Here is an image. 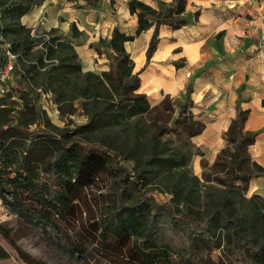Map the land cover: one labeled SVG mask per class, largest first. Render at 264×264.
Returning a JSON list of instances; mask_svg holds the SVG:
<instances>
[{
  "label": "trees",
  "instance_id": "16d2710c",
  "mask_svg": "<svg viewBox=\"0 0 264 264\" xmlns=\"http://www.w3.org/2000/svg\"><path fill=\"white\" fill-rule=\"evenodd\" d=\"M44 1L0 0L1 42L11 45L17 62H34L20 73L16 71L10 87L24 108L39 119L32 91L25 88L26 79L28 84V77L36 73L41 78L39 87L55 96L73 84L71 95L64 100L78 101L85 121L57 134H50L39 121L32 130L13 122L0 126V200L10 213L22 224L58 231L68 239L72 252L87 261L85 245L69 240L65 222L74 219L83 192L100 174H106L113 179L114 197L104 218L93 223L95 230L87 232L92 238L98 232L92 245L95 248V242L106 243L108 252L120 255L116 256L121 259H116L118 262L264 264V210L253 203L254 197L244 207L235 196L241 188L246 190L250 179L264 174V168L248 152L256 139L255 132L244 129L249 111L238 103L234 107L235 116L224 133L232 149H223L218 155L225 176L218 180L225 194L200 217L180 208L191 202L190 192H185L186 184L181 183L187 176L183 170L188 165V150L171 147V139H162L171 132L191 139L204 131V123L192 112V83L186 85L183 100L164 95L155 105L146 94L138 92L139 74L151 62L159 42V28L166 25L177 30L188 24L187 0L160 2L157 8L129 0L128 10L137 17L134 34L116 27L110 39L91 45L98 55L105 49L111 52L108 70L100 74L82 71L73 46V40L81 33L74 24L67 34L51 29L33 35L21 23L25 14ZM102 1L66 0L72 4L84 2L89 7ZM150 29L145 63L134 71L125 43ZM3 62L2 47L0 66ZM63 104L58 102L61 114L66 113V106L69 108ZM170 150L173 154L168 153ZM201 165L206 167L205 161ZM175 172L178 180L165 191L171 195L167 201H158L153 194H141L151 176L173 182L171 175ZM254 231L259 235L253 236ZM0 236L24 263L45 264L20 249L8 224L0 223ZM201 248L208 254H218L215 259H204ZM8 257L0 244V260Z\"/></svg>",
  "mask_w": 264,
  "mask_h": 264
},
{
  "label": "rangeland",
  "instance_id": "374dc122",
  "mask_svg": "<svg viewBox=\"0 0 264 264\" xmlns=\"http://www.w3.org/2000/svg\"><path fill=\"white\" fill-rule=\"evenodd\" d=\"M139 1L146 4L143 0ZM147 1L150 5H153L151 6L153 8H157L158 3L165 2V0ZM171 1H166V3H170ZM231 1L233 5L237 2L236 8H234V12L231 14L237 25L236 33L238 36L234 38V46H236L237 52H235V54L223 52L219 55H213L211 58L208 57L207 60L204 59L201 63L202 67L195 74H192L190 78L189 72H185V77L187 79L186 83L188 84L191 82L193 85V78L197 75L208 78L211 83V95L213 92L212 89H220V91L223 92V110L226 114L230 113L233 104H241L242 102L248 103L247 107L252 111V116H255V124L253 127L256 133V139L254 143L248 147V152L251 159L264 168V123L262 122L264 118V94L256 92L258 85L264 84V57L261 56L264 51V13L262 14V12H260L262 10L257 8V5L262 8L261 2L263 0ZM102 2L95 7H89L84 2H78L72 6L76 7V10L83 8L86 9L85 12H90L93 9H100L105 5L104 8L108 12L109 10L116 12V8L113 7L115 5L113 0H109L105 4ZM125 4L127 6V3ZM197 14L198 13L195 12L193 16L197 17ZM39 21L40 20L28 27L31 29L33 35H39L42 31H45L40 27L43 23L40 24ZM117 28L126 34H134V32L126 30L127 27L123 28L120 26ZM80 36L81 40L85 39V34L81 33ZM223 36V33L217 34L216 41L221 43ZM100 39L102 38L90 44L89 49L96 52L91 48V45L97 44ZM137 39V42L131 44L129 47L131 53L129 54L130 57L132 54L135 56V54L139 52L138 50L143 47L144 36ZM254 44L256 48L252 47ZM2 47L3 42H1L0 39V56ZM103 52L104 53L98 56L100 58L101 55H104L108 63L98 65V69L92 71L93 73L100 74L102 71L108 70L111 52L106 49ZM32 63L34 62L16 61L14 64L15 72H13V80L16 71L20 73L28 64V67H31ZM80 63L82 66L81 60ZM101 66H106V69L102 70ZM83 69L82 67V71L85 72ZM32 76L31 78L28 77V84H26V79L25 88L32 91L33 100L40 113L39 119L34 118L31 113L24 108L16 92L9 85L8 90L4 94L0 93V126L13 122L24 129L32 130L36 126V121H39L40 126L50 134H57L64 129H73L85 121L83 112L79 108V102L64 100L67 99V95L74 89L73 84L69 87V90L67 89L63 94L55 96L49 91L46 92L43 87H39L41 78L36 73H33ZM246 82H249V84L245 86ZM182 94L177 96L170 95V97L183 100ZM70 95L71 93L69 96ZM211 95L206 92L201 101L194 102L192 112L202 121H208L214 118V108L210 107L209 111L212 112H205V109L207 110L205 104L208 102L207 100H209ZM58 102L60 104L65 103L63 105L69 106V108L66 106L65 114L60 113ZM225 131L222 132L220 141H213V139H210L212 136L187 139L185 136H178L173 132L163 136V140L166 138L171 139L169 143L171 147L174 146L178 149L188 150V165L187 168L183 170L186 172L187 176L181 183L186 184L185 192H190L191 202H185V205L180 207L183 208L184 211H189L191 214L201 217L225 194L224 187L218 180L219 178L225 177L222 172L223 167H221L223 166V162L221 159L218 160V155L223 149H232V145L228 144L224 139ZM146 136H148V134H146ZM173 152V150L168 151V153L171 154H173ZM202 161H205L206 167H202ZM126 165L129 166V164ZM171 176L174 178L173 182L163 180V177L151 176L147 180V185L141 194H153L158 201H167L170 199L171 195L169 192H166L167 195L164 194L165 191H167V189L169 190L172 184L178 180V174L176 172ZM235 184L241 186L239 182H235ZM114 193L115 186L113 179L106 174H100L94 183L83 192L80 203L77 205L74 219H72L71 222H65V227L70 234L69 240L77 243L82 242L85 245L87 261H84L83 257L76 252H72L71 247L67 245L68 239L58 231L49 227L43 229L38 225H25L20 223L18 218L10 213L8 206L2 200H0V223L8 224V226L13 229V234L16 236V243L23 252L34 259L43 261L45 264H123L124 262H118L116 260H121L119 257H116L120 256L118 253L112 255L111 252L107 251L106 243L101 244L95 242L97 246L94 248L92 243L97 239L98 232H94V238L88 235L89 231L92 233L95 230L93 223L100 222L106 215L107 208L114 197ZM235 196L239 203L243 202L244 207L248 206V201L254 197L253 203L257 204L261 210H264V174L258 178L250 179L246 190L241 188L236 192ZM240 205L241 204H237V206ZM87 230L89 231L87 232ZM252 234L253 236L259 235L256 231ZM0 244L9 253V257L0 260V264H26L1 236ZM225 244V241L222 239V245ZM199 251L204 259H215L218 254L217 252L208 254L202 248L199 249Z\"/></svg>",
  "mask_w": 264,
  "mask_h": 264
},
{
  "label": "crops",
  "instance_id": "0c3cea01",
  "mask_svg": "<svg viewBox=\"0 0 264 264\" xmlns=\"http://www.w3.org/2000/svg\"><path fill=\"white\" fill-rule=\"evenodd\" d=\"M109 0H103L106 3ZM128 0H113L116 12L105 10V5L100 9H93L85 12L86 9H77L74 4L66 0H46L42 4L33 7L27 14L21 18V23L30 27L39 19H43V25L40 26L45 31L59 29L67 34L70 25L74 24L80 33L85 34V39L81 36L73 40L74 49L82 61V67L85 72L98 69V65L107 64L108 60L101 55L100 58L96 52L89 49V45L98 41L99 38L108 40L115 27H123L126 30L135 32L137 26L136 15H131L125 3ZM150 5L147 0H143ZM171 1V0H165ZM237 4V2H235ZM125 4V5H124ZM231 0H187L186 14L188 15V24L183 28L172 30L163 25L159 29V42L156 50L152 54L150 64L139 74L140 87L138 92L144 93L149 97L151 104H158L164 95L177 96L184 93L187 79L185 72H189V78L195 74L201 67L202 61L216 54L226 52L235 54L236 46L234 38L237 35V25L233 19L232 12L236 8ZM262 8L257 5L259 10L264 13V0L261 2ZM150 6H153L152 4ZM197 12V17L193 13ZM228 16V17H227ZM91 30V32H90ZM125 31V30H124ZM152 29L143 32L139 37L144 36V44L137 54H132L134 61V71L143 67L145 62V51ZM223 33L222 42L216 41V35ZM137 37V38H139ZM125 43L126 51L130 53L129 47L137 42ZM256 48L254 44L252 46ZM264 57V51L261 54ZM235 57V55H234ZM97 66V67H96ZM106 66H101L105 70ZM249 82L245 83V86ZM211 83L208 78L194 76L192 85L191 99L193 102L201 101L203 95L208 92L211 95ZM212 95L205 104L207 110L214 108L215 113L208 121H202L205 125L204 131L197 136H212L213 141H220L221 134L224 132L231 120L235 116V105L232 110L226 114L223 110L224 98L220 89H212ZM259 94H264V84L258 85L256 90ZM233 101V100H232ZM202 104V103H201ZM247 102H242L240 106L249 111L244 129L254 132L255 116L247 107ZM257 105V103H256ZM220 106V107H219ZM264 109V108H263ZM212 116V115H211ZM264 123V118L262 119Z\"/></svg>",
  "mask_w": 264,
  "mask_h": 264
},
{
  "label": "built area",
  "instance_id": "2783aa9c",
  "mask_svg": "<svg viewBox=\"0 0 264 264\" xmlns=\"http://www.w3.org/2000/svg\"><path fill=\"white\" fill-rule=\"evenodd\" d=\"M43 23V19H39ZM4 62L0 66V93L4 94L8 86L13 82L14 64L17 61V55L11 50L9 43H3Z\"/></svg>",
  "mask_w": 264,
  "mask_h": 264
}]
</instances>
